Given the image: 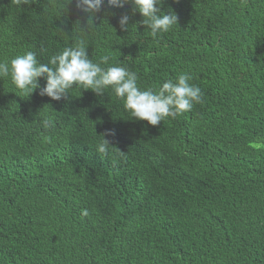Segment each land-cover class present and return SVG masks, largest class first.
<instances>
[{
	"label": "trees",
	"instance_id": "1",
	"mask_svg": "<svg viewBox=\"0 0 264 264\" xmlns=\"http://www.w3.org/2000/svg\"><path fill=\"white\" fill-rule=\"evenodd\" d=\"M159 7L178 19L154 39L131 4L105 2L82 33L74 0H0V62L47 63L82 38L141 90L188 74L202 93L151 126L111 89L53 101L0 78V264H264V0ZM122 14L136 28L122 31Z\"/></svg>",
	"mask_w": 264,
	"mask_h": 264
},
{
	"label": "clouds",
	"instance_id": "2",
	"mask_svg": "<svg viewBox=\"0 0 264 264\" xmlns=\"http://www.w3.org/2000/svg\"><path fill=\"white\" fill-rule=\"evenodd\" d=\"M31 0H16L19 5H27ZM70 2V0H69ZM106 2L110 8H123L131 4L143 18L139 23L149 29V35L158 39L177 25V15L168 10L161 11L162 0H74L75 8L87 15L86 24L79 26L82 33L94 28L93 19ZM130 16L122 14L118 19L122 31H129ZM87 42L78 38L73 46L51 55L47 63H41L33 51L17 55L10 61L0 62V78L10 77L12 84L29 96L39 90L40 96H47L53 101L66 99L72 89L91 90L102 95L107 89L122 102L123 109L135 120L146 121L148 125L157 126L166 118L175 119L191 111L194 104L201 102L202 93L198 86L189 83L188 74H179L175 81L166 80L157 89L141 90L137 84V74L120 62L112 64L111 53L101 55L98 62L90 59L86 51ZM42 78L45 83H39ZM75 85V87H73ZM45 129L53 126L51 119H44ZM112 130H106L95 145L98 154L108 155L112 148L106 138L114 136ZM116 151L121 152L116 148ZM87 216V209L82 210Z\"/></svg>",
	"mask_w": 264,
	"mask_h": 264
}]
</instances>
